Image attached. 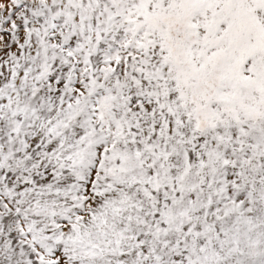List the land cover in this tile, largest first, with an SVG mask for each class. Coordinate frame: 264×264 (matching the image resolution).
I'll return each instance as SVG.
<instances>
[{
	"label": "snow or ice",
	"instance_id": "1",
	"mask_svg": "<svg viewBox=\"0 0 264 264\" xmlns=\"http://www.w3.org/2000/svg\"><path fill=\"white\" fill-rule=\"evenodd\" d=\"M0 264H264V0H0Z\"/></svg>",
	"mask_w": 264,
	"mask_h": 264
}]
</instances>
